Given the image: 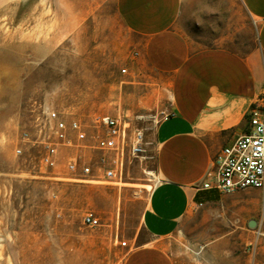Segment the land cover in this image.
<instances>
[{"label": "crops", "instance_id": "0c3cea01", "mask_svg": "<svg viewBox=\"0 0 264 264\" xmlns=\"http://www.w3.org/2000/svg\"><path fill=\"white\" fill-rule=\"evenodd\" d=\"M32 1L18 18L33 30L23 47L35 64L100 67L132 50L129 83L146 77L168 89L169 112L145 135L157 182L121 264H264L244 252L251 242L260 249L264 223L200 232L190 224L223 196L200 189L213 158L264 105V0ZM251 23L256 50L242 52ZM63 50L67 61H58Z\"/></svg>", "mask_w": 264, "mask_h": 264}, {"label": "rangeland", "instance_id": "374dc122", "mask_svg": "<svg viewBox=\"0 0 264 264\" xmlns=\"http://www.w3.org/2000/svg\"><path fill=\"white\" fill-rule=\"evenodd\" d=\"M33 7L32 0H0V264H121L129 238L140 231L148 186L157 182L151 152L147 150L142 160L126 159L120 180L91 182V177L67 172L65 158L50 175L39 165V147H24L22 156L15 149L21 133L42 123L47 109L67 119L121 115L147 136L169 112L168 89L146 77L129 83L135 77L129 64L132 50L123 60L100 67L35 64L32 50L23 47L33 30L25 32L18 18L19 9ZM255 50L251 23L241 51ZM61 56L58 61H67L65 50ZM91 166L96 175L95 164ZM257 203L259 213L254 215ZM86 213L95 214L100 225L85 227ZM248 218L264 223V199L257 190L218 196L212 210H198L190 224L194 232L233 229L228 221ZM123 241L127 247L121 246ZM244 252L264 258V238L260 249L251 242Z\"/></svg>", "mask_w": 264, "mask_h": 264}, {"label": "built area", "instance_id": "2783aa9c", "mask_svg": "<svg viewBox=\"0 0 264 264\" xmlns=\"http://www.w3.org/2000/svg\"><path fill=\"white\" fill-rule=\"evenodd\" d=\"M121 72L126 73V69ZM19 141L15 154L22 156L24 147H39V165L50 175L65 158L67 172L91 177V182L120 180L126 159L142 160L147 152L144 131L130 127L121 115L93 114L86 120L67 119L63 113L47 109L42 123H36L31 132L23 131ZM86 151L100 152L101 155L95 157ZM200 189L219 195L257 190L264 199V105L251 111L247 130L215 155ZM82 224L93 229L100 222L95 214L86 213ZM228 224L235 223L228 221ZM121 246L127 247V242H121Z\"/></svg>", "mask_w": 264, "mask_h": 264}, {"label": "bare ground", "instance_id": "6f19581e", "mask_svg": "<svg viewBox=\"0 0 264 264\" xmlns=\"http://www.w3.org/2000/svg\"><path fill=\"white\" fill-rule=\"evenodd\" d=\"M152 187L151 186H148V190H151ZM259 203H257V205H254V209H253V213H258L259 211V206H258ZM259 233V232H258ZM260 236L261 237H264V231L263 232H260ZM196 254H198V252H196Z\"/></svg>", "mask_w": 264, "mask_h": 264}, {"label": "water", "instance_id": "95a60500", "mask_svg": "<svg viewBox=\"0 0 264 264\" xmlns=\"http://www.w3.org/2000/svg\"><path fill=\"white\" fill-rule=\"evenodd\" d=\"M249 229H255L257 227V222L254 219H251L247 224Z\"/></svg>", "mask_w": 264, "mask_h": 264}]
</instances>
